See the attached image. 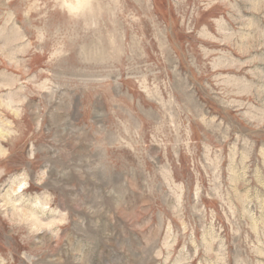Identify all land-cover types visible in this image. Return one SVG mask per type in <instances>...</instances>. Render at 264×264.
Instances as JSON below:
<instances>
[{"label": "rangeland", "instance_id": "374dc122", "mask_svg": "<svg viewBox=\"0 0 264 264\" xmlns=\"http://www.w3.org/2000/svg\"><path fill=\"white\" fill-rule=\"evenodd\" d=\"M56 2L0 0V99L25 100L0 194L24 172L39 209L0 208V259L264 264L260 0H94L95 27Z\"/></svg>", "mask_w": 264, "mask_h": 264}, {"label": "clouds", "instance_id": "9594fccd", "mask_svg": "<svg viewBox=\"0 0 264 264\" xmlns=\"http://www.w3.org/2000/svg\"><path fill=\"white\" fill-rule=\"evenodd\" d=\"M260 6L264 7V0H260ZM56 7L70 20L83 21L85 27H95V24H89V20L95 12L94 0H57ZM252 11H257V8L253 6ZM8 17L9 20H11L14 17V13H9ZM68 54L69 53L63 48L57 47L49 52L48 58L50 61H58ZM8 87H10V85H8ZM24 103V99L16 100L11 97L0 99V141L7 143L13 137H18L19 133L13 127L4 123V121L7 120V115L5 114H10L15 116L16 119H20L23 116ZM13 109L18 110L20 114L17 115V112L13 111ZM6 128L7 131H5ZM9 155H11V152L7 151L3 157H0V159H6ZM25 178L26 174L24 172L17 173L14 176V181H16V183L11 184V187L8 188L6 193L0 194V198L6 202V205L0 204V208H4L5 206L16 210L24 208V210L30 214H38L39 209L34 205H30L28 201L21 200L20 198L24 188L30 186L29 183H25ZM17 189H19V192ZM45 211L47 210L45 209ZM21 256L23 258L25 257V254L21 253ZM32 259L28 260V264H32ZM0 264H5V261L0 259Z\"/></svg>", "mask_w": 264, "mask_h": 264}, {"label": "bare ground", "instance_id": "6f19581e", "mask_svg": "<svg viewBox=\"0 0 264 264\" xmlns=\"http://www.w3.org/2000/svg\"><path fill=\"white\" fill-rule=\"evenodd\" d=\"M0 152L2 153V149L0 150Z\"/></svg>", "mask_w": 264, "mask_h": 264}]
</instances>
